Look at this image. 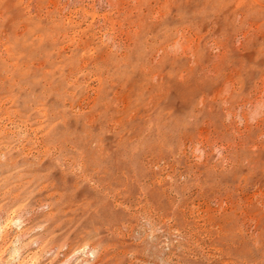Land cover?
Instances as JSON below:
<instances>
[{"label": "rangeland", "instance_id": "rangeland-1", "mask_svg": "<svg viewBox=\"0 0 264 264\" xmlns=\"http://www.w3.org/2000/svg\"><path fill=\"white\" fill-rule=\"evenodd\" d=\"M0 264H264V0H0Z\"/></svg>", "mask_w": 264, "mask_h": 264}]
</instances>
